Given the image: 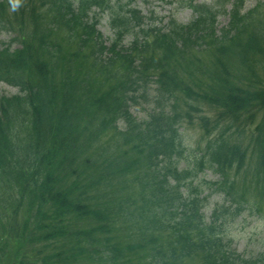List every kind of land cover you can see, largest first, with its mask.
Wrapping results in <instances>:
<instances>
[{
  "label": "trees",
  "instance_id": "16d2710c",
  "mask_svg": "<svg viewBox=\"0 0 264 264\" xmlns=\"http://www.w3.org/2000/svg\"><path fill=\"white\" fill-rule=\"evenodd\" d=\"M37 1L28 0L15 29L21 50L0 51V78L21 90L0 99V264H186L200 255L207 264H250L229 261L223 239L207 235L227 209L216 207L206 224L199 196L180 194L198 172L174 165L179 114L159 106L141 122L131 109L140 82L153 76L161 98L207 101L218 109L216 130L225 129L209 140L198 171L226 181L249 159L264 189V2L240 16L245 0H236L220 39L206 11L168 34L143 30L153 40L125 53L119 44L129 17L141 21L137 11L113 10L120 31L109 48L87 11L109 0ZM16 13L1 3L0 25H13ZM202 40L215 59L195 57L180 78L171 60Z\"/></svg>",
  "mask_w": 264,
  "mask_h": 264
},
{
  "label": "rangeland",
  "instance_id": "374dc122",
  "mask_svg": "<svg viewBox=\"0 0 264 264\" xmlns=\"http://www.w3.org/2000/svg\"><path fill=\"white\" fill-rule=\"evenodd\" d=\"M198 4H206L209 6L216 5L218 0H195ZM189 0H148L147 2L144 0L136 1L138 9L141 11L144 16H154L156 18V23L165 24L169 20L170 17L176 18L177 21L181 23H190L191 20L194 19L195 14L188 7ZM256 5V0H248L246 2L245 11L253 9ZM227 11H230L232 8L231 3H228L225 7ZM100 24L98 29L101 30L103 34V39L107 41V43H111L114 40L116 31L111 26V17L109 14H103L100 16ZM229 16L226 13H221L218 17V30L224 28V26L229 23ZM145 23L150 24L148 20ZM137 31V30H135ZM15 35L11 33H6L0 31V43L9 45L13 44V49L19 47L18 43H13L12 38ZM134 30L131 33L125 35L124 42L125 44H131L134 41ZM148 92H152V96L155 98V90H151L150 88L147 90ZM19 89L14 86H9L4 82H0V96L5 95L11 97L12 95L18 94ZM151 94L139 98L137 105L134 107L135 114L141 119H146V113L151 111L156 107L155 101L154 103H150ZM151 104V105H150ZM201 111L192 113L194 122L190 123V119L185 117L182 127H179V131L181 133L182 146L180 150L182 151V155L180 156V160L182 163L180 164V168H185V166L192 165L194 161H196V157L200 156L203 148L206 147L207 140L209 138L205 136V130L203 131L200 122L198 119V115L203 116L205 113H209L212 109L207 105H201ZM214 109V107H212ZM185 113V112H183ZM208 145V143H207ZM217 179L216 175L212 173V171L207 170V172L202 176L201 180L205 182H212ZM202 186V183H200ZM202 191L203 197H208L205 200L204 204L206 205L203 209V213L205 217H207V222L210 219V213L213 204H217L222 202V196L213 192L209 187H204ZM185 191L184 193H186ZM255 194V193H254ZM254 194H251L247 197V207L246 211H244L241 216L236 218H229L227 220V225H223L221 228L222 237L225 238V242L229 244L230 248L234 251L236 250L237 254L242 255L243 258H247L250 260H257L264 257V215L256 214L255 203H254ZM200 262V261H199Z\"/></svg>",
  "mask_w": 264,
  "mask_h": 264
},
{
  "label": "clouds",
  "instance_id": "9594fccd",
  "mask_svg": "<svg viewBox=\"0 0 264 264\" xmlns=\"http://www.w3.org/2000/svg\"><path fill=\"white\" fill-rule=\"evenodd\" d=\"M24 0H8V3L10 5V10L12 12L18 11L22 5H23Z\"/></svg>",
  "mask_w": 264,
  "mask_h": 264
}]
</instances>
